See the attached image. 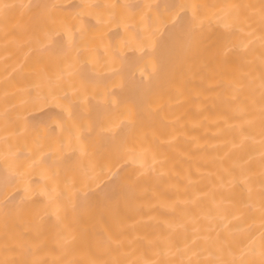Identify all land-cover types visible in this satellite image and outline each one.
Listing matches in <instances>:
<instances>
[{"label": "bare ground", "instance_id": "obj_1", "mask_svg": "<svg viewBox=\"0 0 264 264\" xmlns=\"http://www.w3.org/2000/svg\"><path fill=\"white\" fill-rule=\"evenodd\" d=\"M0 264H264V0H0Z\"/></svg>", "mask_w": 264, "mask_h": 264}]
</instances>
